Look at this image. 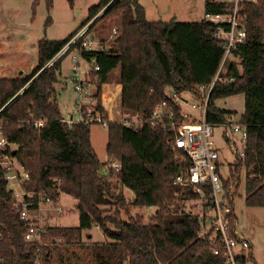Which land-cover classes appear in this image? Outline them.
I'll use <instances>...</instances> for the list:
<instances>
[{"label":"trees","instance_id":"obj_1","mask_svg":"<svg viewBox=\"0 0 264 264\" xmlns=\"http://www.w3.org/2000/svg\"><path fill=\"white\" fill-rule=\"evenodd\" d=\"M102 11L100 21L114 25V46L106 49L101 45L94 52L84 51L82 57L87 62L95 58L100 66L99 72L91 73L98 77V99L111 73L121 66V107L125 114L145 123L159 105L170 101L168 90L198 94V88L209 86L218 73L224 51L214 24L205 19L196 23L150 22L139 0H100L67 39L40 40L38 63L31 76L0 78V130L16 147L7 154L29 174L23 187L34 197L26 198V202H37L45 195L57 204L62 194L70 196L78 202L79 226L45 227L43 245L26 243L28 223L21 219L22 207L13 206L15 199L5 181V169L0 167V264H35L37 257L40 264H68L69 253L78 264H226L221 241L200 237L203 226L199 216L181 209L182 203L199 197L191 187L175 183L191 162L181 151L172 150L173 132L147 124L136 129L111 123L107 158L119 162L121 169L106 177L102 173L104 164L91 143L90 125L69 127L63 123L56 85L63 59L80 49L83 40L51 68L43 69ZM232 13L225 2L205 3V14ZM240 14L247 39L220 73L206 119L214 128L221 126L232 113L217 108L215 101L245 96L240 123L246 127L248 141L245 157L237 158L230 178L236 182V196L244 170L247 206L264 207V0L241 5ZM40 121H44L43 126H35ZM222 178L228 190L230 182ZM112 180L133 192V201L114 191ZM130 207L158 210L153 220L145 223L142 217H130ZM28 209L33 211L35 207ZM111 210L115 213L110 214ZM120 211L130 217L128 221L120 218ZM237 222L234 212L230 233L239 241L233 234ZM93 228L99 229L110 244L91 243L88 238L85 241L83 233ZM215 241L221 250L219 255L212 251ZM238 262L256 264L252 253L238 257Z\"/></svg>","mask_w":264,"mask_h":264},{"label":"rangeland","instance_id":"obj_2","mask_svg":"<svg viewBox=\"0 0 264 264\" xmlns=\"http://www.w3.org/2000/svg\"><path fill=\"white\" fill-rule=\"evenodd\" d=\"M206 1L139 0V3L145 8L147 20L150 22L176 21L181 23H196L205 18ZM211 1L226 2V0ZM99 2L100 0H0V78L10 80L31 76L38 63V42L43 39L51 41L67 39L82 26L88 18L90 9L98 5ZM103 12L89 22L86 27L79 30L73 39L80 35L82 31H85V34L78 41L90 40V42H94L95 47L97 45V48H100L101 45H105L106 49L113 47L116 31L114 25L108 22V20L100 21ZM98 21L100 22L96 24ZM95 24L96 26L89 32L90 28ZM72 57L73 54H69L63 59L59 82L56 85L57 101L65 119L71 118L72 115H77L78 109L77 101L79 96L74 90ZM81 69L84 72L90 70L85 78L92 90V94H95L96 89V95H98V79L96 76H91L90 63L82 61ZM121 73L122 69L120 66L111 73L109 83L102 88L101 93L105 94L107 89H110V91L115 90L113 87L117 88L116 86L121 83ZM38 76L39 74L35 76L28 86ZM82 77L84 76L79 75L78 78ZM19 94H22V91ZM167 94H171V91L168 90ZM185 96L187 97V95ZM188 99L192 102L190 97ZM109 101L105 105L110 110H113L111 114L116 123L125 124L127 119L131 124V122L138 120L136 116L125 114L121 106L112 109ZM215 105L219 109L231 112L235 115V120L240 121L245 111V96L240 94L225 99H218L215 101ZM214 132L216 149L220 155V172L230 182V185L235 183L236 187V182L230 177L238 164V157H236L229 144L222 138L223 129L221 126L215 127ZM90 134L92 146L98 158L104 164L108 159L106 152L109 137L108 128L92 125L90 126ZM231 138L233 141H236L237 149L242 150L243 144L240 143V137L238 135H231ZM112 182L114 187L118 188L116 189L117 193L123 194L129 201H133V192L120 188L113 180ZM11 184L15 192L21 195L23 191L20 186L17 183ZM245 187L246 172L243 170L240 176V187L238 192H236L234 201L235 213L238 218L237 233L240 238H247L253 245V251L251 249L246 254L252 253L256 264H264V207L247 206ZM77 203L76 199L62 194L58 203L55 204V207L60 208L62 213L58 214L52 210L53 207L44 208L41 211L40 216L44 228L78 227L79 214ZM181 205V209L186 212L192 210L194 214L199 209L197 201H189L187 204L182 203ZM103 209L110 211L109 208ZM157 210L158 208H131L130 217H142L145 223H149L155 217ZM114 213L115 210H111L110 214ZM31 217L33 218L32 215ZM130 217L124 211H120V218L122 220L128 221ZM87 238L91 243L100 245L110 244L103 233L97 228H93L90 232H84L83 239L88 241ZM78 251L76 249V252L79 254ZM236 253L240 255L243 251L237 248ZM67 263L78 264L75 256L71 253L67 255Z\"/></svg>","mask_w":264,"mask_h":264},{"label":"built area","instance_id":"obj_3","mask_svg":"<svg viewBox=\"0 0 264 264\" xmlns=\"http://www.w3.org/2000/svg\"><path fill=\"white\" fill-rule=\"evenodd\" d=\"M249 2H256V0H226L225 3L233 10L231 15L205 14L204 19L216 26V38L222 44L224 51L218 73L209 86H200L198 94L193 92L178 94L171 91V94H168L170 101L159 105L153 112L152 117L145 123L137 117L138 120L131 122V124L127 119L125 124L119 123L136 129L142 128L144 124H147L153 128L158 127L174 133L175 137L171 142L172 150L181 151L183 156L187 157L191 162L185 175L178 177L175 183L184 187H191L193 193L198 195L199 209L196 215L199 216L203 226L200 237L211 238L212 240L219 239L221 241L226 264H239L238 257L248 255L249 253H246L251 251L252 246L248 240L239 237L237 228L233 231V234L239 237V241L231 238V216L235 212V183L231 184L229 189L226 190L225 180L220 172V155L214 141L215 128L208 124L206 117L209 98L220 73L225 71L226 63L233 58L237 47L244 44L247 39L245 22L240 13L241 5ZM84 34L85 31H82L80 35L64 46L46 64L43 70L51 68L61 57L67 54ZM97 49H99L97 45L95 47L94 42L88 40L83 41L80 49L70 53L73 54L74 90L79 99L77 101V115H72L71 118L63 120V123L68 124L69 127L77 124H86L108 128L111 123H116L111 114L113 110L107 108L105 103L110 100L109 104L112 109L121 106L122 85H118L114 91L102 93L100 99H98L97 90L95 89V94H92V90L85 78L90 70L84 72L81 69V62L86 61L83 59L82 53L84 51L94 52ZM88 63L91 65V71H100V66L96 63L95 58H92ZM79 75L84 77L79 79ZM185 95L188 98L190 97L192 102ZM43 124L44 121H40L35 126L41 127ZM221 128L223 129L222 138L229 144L236 157L243 159L245 157V146L248 141L246 127L240 121H236L235 115L232 114L226 117ZM231 135L240 137V143L243 144L242 150L237 149V143L232 140ZM8 151H14V145L4 137L0 130V167L5 169V181L8 183V189L12 191L15 199L13 206L15 208L22 207L21 219L28 223L24 241L28 244L37 243L41 246L44 244L42 236L44 226L41 221V211L44 208L53 207L52 210L60 214L62 210L55 207L51 199L45 195H41L37 202H26V198L33 199L34 197L33 193L25 191L23 187V184L29 181V174L20 167L14 158L7 154ZM120 169L121 164L119 162H110L107 159L102 173L107 177L111 172L118 173ZM11 183H17L20 186L23 191L21 195L15 192ZM114 191H116V187H114ZM29 207H35V210L30 211ZM219 236H221V239ZM216 242L212 251L214 255H219L221 250L217 247ZM237 248L241 249L243 253L238 255L236 253ZM35 264H40L38 257Z\"/></svg>","mask_w":264,"mask_h":264},{"label":"crops","instance_id":"obj_4","mask_svg":"<svg viewBox=\"0 0 264 264\" xmlns=\"http://www.w3.org/2000/svg\"><path fill=\"white\" fill-rule=\"evenodd\" d=\"M119 85H120V84H119ZM105 86H106V85H105ZM105 86H104V87H105ZM116 87H118V85H117ZM113 89H116L115 86L113 87ZM111 90H112V89H111ZM108 91H110V89H107L106 92H108ZM113 91H114V90H113ZM238 235H239V234H238ZM244 239L248 240L247 238H244ZM248 241H249V240H248ZM249 242H250V241H249ZM250 243H251V242H250ZM251 246H253V245L251 244ZM252 251H253V248H252Z\"/></svg>","mask_w":264,"mask_h":264}]
</instances>
